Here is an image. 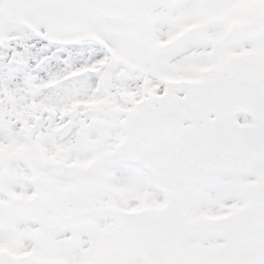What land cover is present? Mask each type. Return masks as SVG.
Masks as SVG:
<instances>
[{"label": "snow or ice", "instance_id": "1", "mask_svg": "<svg viewBox=\"0 0 264 264\" xmlns=\"http://www.w3.org/2000/svg\"><path fill=\"white\" fill-rule=\"evenodd\" d=\"M0 264H264V0H0Z\"/></svg>", "mask_w": 264, "mask_h": 264}]
</instances>
